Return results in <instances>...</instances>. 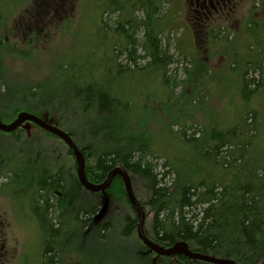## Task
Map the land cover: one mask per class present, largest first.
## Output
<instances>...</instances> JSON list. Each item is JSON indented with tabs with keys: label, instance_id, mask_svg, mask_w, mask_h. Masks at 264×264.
<instances>
[{
	"label": "trees",
	"instance_id": "1",
	"mask_svg": "<svg viewBox=\"0 0 264 264\" xmlns=\"http://www.w3.org/2000/svg\"><path fill=\"white\" fill-rule=\"evenodd\" d=\"M171 1L99 2L98 18L101 25L98 31L113 35L110 40L112 43L108 42L110 46L103 53L110 56L111 69L118 72L117 76L120 77L125 69L133 68L137 69L131 71L134 74L147 78L146 73H151L157 77L173 63V56L169 54L171 38L169 35L163 37L165 30L169 33L172 26L171 20L164 19L170 12L166 3ZM211 35L212 38L217 36L215 31ZM31 40L26 42L28 49H9L5 39L0 36V90L4 95L10 93V86L20 83L19 77L9 70L5 62L13 57L15 61L32 59L29 48L34 43L31 44ZM121 56H125L123 63L119 62ZM147 59V67L138 66ZM101 62L104 60L97 62L94 70H81L80 63L74 62L72 65V61L67 62V59L62 58L55 62L52 71L55 77L53 84H56L54 96L46 97L41 82L34 80L26 94L22 91L18 102L23 103L26 96L28 101L25 109L38 117L47 116L53 124L62 127L80 150L84 144L82 138L90 137L95 143L94 161L86 166L85 173L91 183H104L111 171L121 167L129 174L133 188L135 183L139 184L140 191L136 195L143 204L142 208L146 216L149 211L153 214L149 226L145 225V233L158 245L171 247L178 242H185L195 253L232 260L237 264L264 263V120L259 109L253 107L258 100L264 102V54L258 60L244 61L240 72H235L238 84H233L231 89L237 91L240 101L233 110V122L221 123L213 113L209 116V110L204 108L209 115H203L204 122L198 121V128L191 134H188L187 129H182L176 136L167 133L170 157L165 158L161 166L154 163L159 157L151 143V117L142 114L145 113L143 109L137 111L135 105L130 108L120 95L116 83L110 81L112 84L109 85L100 80L97 73L104 66ZM195 65L193 63L192 69H184L188 79L183 83L181 95L185 101L182 112L194 118L195 111L199 109L197 102L205 103L203 106L207 107L204 100L211 95H201L197 91V95L192 97L188 93V86L185 85L190 80L198 82L208 76L207 68L198 67V62ZM163 72V84L172 98L169 92L171 82ZM250 74L254 76L249 77ZM9 112L6 113L9 115ZM0 119L4 123L14 121L6 119L3 113ZM179 120L180 116L176 115L163 126L171 131V126ZM25 130L20 127L11 134L26 133ZM11 134L0 132V136ZM52 136L54 140H60ZM82 152L86 157L87 153ZM40 167L36 171V178L31 177L34 182L21 184L19 188L25 190L28 207L37 220L44 240L50 244L71 223L76 228L91 227L106 246L114 244V237L120 241L127 240L129 249L122 256L124 264H149L147 258L139 254L141 249L148 248L134 238L138 219L127 200L120 176L112 183L118 197L114 201L123 203L125 208L99 216L101 205L92 201L89 204L83 199L88 192L72 171L65 167L52 171ZM8 172L11 176L6 173L9 177V182L4 185L6 188L13 179L20 177L11 167ZM97 195L100 194L94 196ZM103 219L107 220L102 223ZM133 238L140 244L130 246ZM62 253L61 248L48 245L42 256L43 264H62ZM162 259L160 264H208L184 256Z\"/></svg>",
	"mask_w": 264,
	"mask_h": 264
},
{
	"label": "rangeland",
	"instance_id": "2",
	"mask_svg": "<svg viewBox=\"0 0 264 264\" xmlns=\"http://www.w3.org/2000/svg\"><path fill=\"white\" fill-rule=\"evenodd\" d=\"M100 1L0 0V36L5 39L9 49L13 47L28 49L26 47L28 39H32L31 44L34 43V46L30 44L32 48H29L32 59L15 61L13 57L5 62L9 70L19 77L20 83L10 86L8 95H4L0 90V97H3L0 98V114L3 113L6 119H14V121L19 112L33 114L25 109L26 100L28 101L26 96L23 103L18 101L23 92L26 94L30 90V83L34 80L41 82V89L46 97L54 96L56 84H53L55 77L52 71L55 62L64 58L67 62L72 61V65L74 62L80 63L81 70H94L95 64L104 60L101 62L104 66L97 73L100 80L109 85L111 82L116 83L120 95L130 108L135 105L137 111L143 109L145 113L142 114L151 117L149 125V130L152 132L151 143L159 157L154 163H159L160 166L165 163V158L170 157L171 148L167 133L176 136L182 129H187L188 134H191L198 128V121L203 123L204 118L209 115L204 108L209 110V116L213 113L221 123L233 122V110L240 101L237 91L231 89L233 84L234 86L238 84L235 72L237 74L240 72L244 61L258 60L260 55L264 54V0H230V4L227 2L224 11L216 17L218 20L215 23H210L203 17L202 24H197L194 18L198 16L193 17L194 13H191L194 9L191 2L195 0H172L171 3H166V7H170V12H167V17L164 19L171 20L172 26L169 33L167 29L165 30L163 37L169 35L171 38L169 54L173 56V63L167 67L165 73L163 70L162 72L171 82L169 92L174 101L163 84L162 72L157 77L146 73L148 74L146 78L131 72L137 69L127 68L119 77L118 72L111 69L113 66L110 64L109 55L103 52L110 46L108 42L113 35L98 31L101 25L98 18ZM209 8L213 12V9ZM103 18L106 19V16ZM212 31H215L217 36L212 38ZM210 38L213 42L209 41ZM113 42L117 43L116 40ZM124 60L125 56H121L119 62L123 63ZM196 62L199 63L198 67H203L204 70L207 68L208 76L198 82L194 79L190 80L185 87L188 86V93L192 97L197 95V91H200L198 94L201 95L208 93L211 95L205 97L204 102L207 103V107L203 106L205 103L199 104L196 100L199 109L195 111L194 118L182 112L185 101L181 95L184 89L183 83L188 79L184 69L186 67L192 69L193 63L196 66ZM147 64L148 59L141 61L138 66L145 67ZM110 71V75L107 76L106 73ZM251 76L254 74H250L249 77ZM2 94L4 96H1ZM134 96L140 98L135 99ZM254 106L259 109L264 120V102L258 100L254 102ZM9 110L8 115L6 112ZM64 110L71 111V109ZM16 111L19 112L15 115ZM176 115L180 116L181 120L178 122L181 124L175 122L170 131L163 124ZM184 115L189 117L184 118ZM39 118L48 119L47 116ZM25 126H27L25 128L27 134L18 132L14 135L0 136V171L4 172H0V222L2 223L0 264H43L42 256L48 245L62 249V264H124L122 256L129 249L126 239L120 241L113 236L114 244L106 246L100 236L94 234V228H76L72 221L63 229L62 235L56 240L53 239L50 244L43 239L35 216L28 207L25 190L19 187L21 184L34 182L31 177L36 178L35 174L40 166L51 171L65 167L77 178L78 166L73 153H68L67 146L61 140H54V136L35 124H25ZM222 126L228 125L222 124ZM59 129L63 130L62 127ZM82 140L84 141L82 150L87 153L86 169V166L94 161L95 143H92L89 136ZM10 167L20 177L17 180L13 179L6 188L4 185L9 182L7 175ZM112 185L106 191L107 198L104 197V193L90 192L82 197L88 203L92 201L100 204L101 210L106 208V214L125 208L123 203L114 201L118 197ZM134 190L138 199L136 192L140 191L139 184L135 183ZM95 194L100 195L94 196ZM152 217L153 214L149 211L145 225L149 226ZM107 219H103L102 223ZM134 238L140 241L137 233ZM134 238L131 240L132 247L140 244H137ZM139 254L144 259L147 258L149 264H160L163 261L162 257L149 249H141Z\"/></svg>",
	"mask_w": 264,
	"mask_h": 264
},
{
	"label": "water",
	"instance_id": "3",
	"mask_svg": "<svg viewBox=\"0 0 264 264\" xmlns=\"http://www.w3.org/2000/svg\"><path fill=\"white\" fill-rule=\"evenodd\" d=\"M27 122H33L36 125H38L40 128H42L43 130L51 134H54L55 136L60 138L69 147V149L72 151L74 156L77 158L78 165H79V169H78L79 179L81 182L80 184L85 190L91 193H104V197L107 198L106 191L112 184V181L114 180V178L117 175L122 176V178L124 179L126 193L128 195V198L130 199V203L132 204L138 216V221H139L138 226H137L138 237L142 241V243L150 249L151 252L156 253L158 256L185 255L193 260H200L202 262H206L210 264H237L236 262L232 260H228V259L193 254L188 250L187 245L184 243H176L171 247L165 248L151 241L146 236L145 231H144V225H145L146 218L143 212V208L141 207L138 199L136 198L135 194L132 191V186L129 181V178H127L123 172L119 170L111 172L108 176V179L102 185H96V184L90 183L86 179V176L84 174V164H85L84 156L79 150L74 140L69 135H67L65 132H63L61 129H59L57 126H55L51 121L47 119H41L33 114L22 112L18 115L17 119L11 124H4L0 120V131L5 132V133L14 132L16 129L20 128L24 123H27ZM24 128H27V126H25ZM105 209H102L101 216L105 214Z\"/></svg>",
	"mask_w": 264,
	"mask_h": 264
},
{
	"label": "flooded vegetation",
	"instance_id": "4",
	"mask_svg": "<svg viewBox=\"0 0 264 264\" xmlns=\"http://www.w3.org/2000/svg\"><path fill=\"white\" fill-rule=\"evenodd\" d=\"M230 4V0H195V2H191V5H194V9L191 13L194 16H198V18H194L197 21V24H202V19H204L210 23H215L218 19L216 18L221 12L226 8V3ZM225 6V7H223ZM211 7L213 12L210 10ZM52 14V13H51ZM53 20V15H52ZM52 23V21H51ZM1 229L2 223L0 222V238H1ZM2 243H0V250L2 249Z\"/></svg>",
	"mask_w": 264,
	"mask_h": 264
},
{
	"label": "bare ground",
	"instance_id": "5",
	"mask_svg": "<svg viewBox=\"0 0 264 264\" xmlns=\"http://www.w3.org/2000/svg\"><path fill=\"white\" fill-rule=\"evenodd\" d=\"M38 117V116H37ZM25 124H35V123H33V122H27V123H24L21 127H24L25 126ZM36 125V124H35ZM38 126V125H37ZM39 127V126H38ZM40 128V127H39ZM42 129V128H41ZM45 131V130H44ZM63 131V130H62ZM47 132V131H46ZM64 132V131H63ZM49 133V132H48ZM66 133V132H65ZM51 134V133H50ZM67 134V133H66ZM52 135H54V134H52ZM68 135V134H67ZM75 142V141H74ZM77 145V144H76ZM79 148V147H78ZM79 150H80V148H79ZM81 151V150H80ZM72 152V151H71ZM81 153L83 154V156H84V161H85V155H84V153L81 151ZM74 155V154H73ZM75 157V156H74ZM76 158V157H75ZM76 161H77V158H76ZM85 164H86V162H85ZM85 164H84V174H85V176H86V173H85ZM77 166H78V169H79V165H78V161H77ZM78 169H77V175H78V181H79V183H81L80 182V179H79V172H78ZM116 170H119V171H121V172H123L125 175H126V177L127 178H129V181H130V183H131V186H132V191H133V193H135V191H134V188H133V185H132V182H131V179H130V176H129V174L123 169V168H121V167H118V168H115L113 171H111V172H114V171H116ZM110 172V173H111ZM109 173V174H110ZM109 176V175H108ZM108 176H107V178H106V180L108 179ZM117 176H120L121 178H122V176L121 175H117ZM116 176V177H117ZM115 177V178H116ZM115 178H114V180H115ZM86 179L88 180V178L86 177ZM105 180V181H106ZM114 180L112 181V183L114 182ZM122 180H123V183H124V179L122 178ZM89 181V180H88ZM90 182V181H89ZM91 183V182H90ZM105 183V182H104ZM100 185H102V184H100ZM112 185V184H111ZM110 185V186H111ZM82 186V185H81ZM124 187H125V184H124ZM84 189V188H83ZM85 190V189H84ZM87 191V190H86ZM125 191H126V188H125ZM87 192H89V191H87ZM91 193V192H90ZM126 195H127V193H126ZM127 198H128V195H127ZM128 200H129V202H130V199L128 198ZM139 201V200H138ZM139 203H140V201H139ZM131 204V203H130ZM140 205H141V203H140ZM131 206H132V204H131ZM141 207H142V205H141ZM132 208H133V206H132ZM133 210H134V208H133ZM135 211V210H134ZM143 212H144V214H145V211H144V209H143ZM135 213H136V211H135ZM136 216H137V213H136ZM145 218H146V214H145ZM137 219H138V216H137ZM139 222V221H138ZM137 226H138V224H137ZM137 235H138V232H137ZM178 243H184V244H186L185 242H178ZM187 245V244H186ZM187 247H188V250L191 252V253H193V254H199V255H203V254H200V253H195V252H193V251H191L190 249H189V246L187 245ZM176 256H184V257H186V258H188V259H190V260H192V261H200V260H193V259H191V258H189L188 256H185V255H175V256H160V257H176ZM207 256V255H206Z\"/></svg>",
	"mask_w": 264,
	"mask_h": 264
}]
</instances>
